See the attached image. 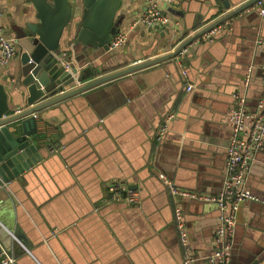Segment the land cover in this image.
<instances>
[{
	"label": "crops",
	"instance_id": "obj_1",
	"mask_svg": "<svg viewBox=\"0 0 264 264\" xmlns=\"http://www.w3.org/2000/svg\"><path fill=\"white\" fill-rule=\"evenodd\" d=\"M245 1L233 0L231 8ZM217 2L161 1V7L178 22L175 26L134 23L150 0H125L121 30L127 31L126 42L97 52L86 65L95 66L101 76L173 52L222 15L224 8L213 14L220 5ZM23 8V0L0 1L2 33L14 36L9 20L22 15ZM218 28L213 41H193L187 53L178 54L188 71L184 82L177 56L109 81L64 108L55 104L50 112L58 125L37 117V133L28 137L27 144L4 156L0 153V240L15 249L18 264H181L179 231L175 220L170 222L174 202L156 178L160 170L155 160L158 156L159 165L181 187L216 192L221 188L232 132L227 114L249 65V109L255 108L264 90L263 56L254 43L256 37L264 36V15L255 8L245 9ZM20 58L17 44L16 56L0 68V84L8 90L10 103H17L21 110L30 105L25 93L16 91ZM167 115L173 117L172 132L158 150L152 146V137ZM18 124H10L17 127L16 136L22 134ZM47 138L62 145L66 140L64 154L48 153ZM148 151L152 152L150 163ZM254 161L246 184L259 200H248L240 209L233 264L249 263L264 251V147ZM111 181L138 184L139 202L121 203L109 188ZM14 199L17 218L7 214ZM183 210L198 256L194 264H204L215 248L218 207L187 201ZM51 231L55 233L49 237ZM25 237L31 250L21 241Z\"/></svg>",
	"mask_w": 264,
	"mask_h": 264
},
{
	"label": "water",
	"instance_id": "obj_2",
	"mask_svg": "<svg viewBox=\"0 0 264 264\" xmlns=\"http://www.w3.org/2000/svg\"><path fill=\"white\" fill-rule=\"evenodd\" d=\"M23 1L24 8L22 15L20 14L17 17L12 18L9 20V23L11 28L10 32L14 34L13 37L16 38L19 50H21V65L16 70V91L18 93H25V102L30 106L26 109L20 110L17 103H10L8 100V90L4 84H0V153L3 156L7 153H11L12 150L19 148L21 144L23 147L27 144V142H29L28 137L37 133V117L42 118L51 124L58 125L59 123L52 118L50 112L53 107L55 108V104L61 103L60 106L64 108L67 104L86 98L87 94L85 92L90 91L99 85L109 81L118 80L128 74L136 73L142 69L176 57L188 44L202 37L205 33L215 27L220 26L235 14L252 7L257 0H247L236 8H231L230 3L233 0H217V4L220 5H217V9L213 14H218L221 8H224V10L229 9V11L225 12L213 22L208 23L194 34L190 35L187 39L182 41L173 52L155 57L153 59L136 62L132 65H128L127 67L103 74L101 76H97L94 72L92 67L93 65L87 66L86 64H88V61L93 59V56L97 54V52L110 50V45L114 36L121 30L124 19L123 7L125 5V0ZM213 14L211 16H213ZM66 34L68 37L65 41V47H63L62 40ZM257 38L258 37H256V39ZM256 39L254 43L256 42ZM65 51L67 52L66 56L63 55V52ZM259 53H261L264 60L262 50H259ZM68 60L72 62L70 66H67ZM250 66L251 65H249V67ZM249 67L248 71L246 69L244 76L247 72L252 75V70L249 71ZM90 77L93 79L81 84L82 81L87 80ZM186 79L187 77H183V82ZM243 80L244 78L242 79V86ZM249 87L250 84L248 85V88ZM239 92L244 94L246 92V88L243 86ZM263 94L264 90L258 97L257 102ZM18 96L19 94H17V97ZM232 101H235L233 95ZM229 113L230 111H228L227 117ZM164 115L165 114L162 116ZM168 116L170 115L164 117L163 120L156 125L154 130V135L152 137L153 144L152 142L151 144L158 150H160L164 142L168 140L169 135L172 132L173 117H171L167 122V128L164 134L159 139H156L160 126L166 122ZM18 121L20 122L18 125L21 127L22 134L16 136L15 131L17 130V127L11 126L10 124ZM61 127L64 128L62 124ZM4 142H7V146H5ZM62 143L66 147V140L63 139ZM260 150H258V152ZM151 153V151H148L146 154V158L148 159L147 163H150ZM60 154H64L63 150L60 151ZM157 159L158 156L155 160V164L159 167L160 171L159 176L156 175V178L163 185L164 189L168 191L166 185L163 183L161 174L167 175L173 180L174 178L159 165ZM140 174V172L137 173V175ZM223 180L221 187L223 185ZM174 181L177 185L181 186L176 180ZM2 183L3 182L0 181V184ZM138 186V184H134L130 185L129 188L135 190ZM248 189L255 194L250 187H248ZM220 190L221 188L213 193H217ZM261 198L262 197H260V199ZM187 201L206 203L196 199H189L183 201V207L186 206ZM120 202L123 204L130 203L124 199L120 200ZM245 202H242L237 210L236 224L240 209ZM130 204L132 205L134 203ZM218 211L220 214L219 209ZM7 212V214L10 212V214H13L14 218H17L15 199L8 205ZM172 212L170 222L174 220L173 209ZM54 233V231H51L49 237L54 235ZM21 241L26 246V250H31V243L26 239V237L22 238ZM18 262L19 260H17V264ZM182 263L183 260L181 264ZM230 264H233L232 260ZM245 264H264V251L260 250L257 255L253 256L249 263Z\"/></svg>",
	"mask_w": 264,
	"mask_h": 264
},
{
	"label": "built area",
	"instance_id": "obj_3",
	"mask_svg": "<svg viewBox=\"0 0 264 264\" xmlns=\"http://www.w3.org/2000/svg\"><path fill=\"white\" fill-rule=\"evenodd\" d=\"M161 1L170 2L172 0H150L147 10L137 17L134 23H143L146 25L174 24L175 26H178V22L173 20L170 14L161 7ZM249 8H255L259 11L260 15H264V0H257L253 6ZM227 11H229V9H225L222 15ZM218 27L205 33L195 41L214 40L215 36L218 34ZM126 40L127 31L120 30L114 36L110 49L121 47ZM256 44L264 54V36H258ZM187 52L188 46L183 49L182 53ZM16 54V38L13 36H7L0 31V68L7 65ZM63 55L66 56L67 52H63ZM176 59L178 64H180V72L182 76L188 77L187 68L185 65L181 64L180 56L177 55ZM71 64L72 62L68 60L67 66H70ZM251 70L252 67H249V71ZM261 71L264 81V60L261 64ZM250 77L251 74H248V72L244 76L243 86L246 88L244 94L239 91L233 93L235 101L228 115L232 136L226 148L227 156L221 190L217 193H207L184 188L177 185L172 178L161 174L163 183L166 185L174 202V220L179 231L180 243L184 252L182 264H194L198 259L193 249L190 232L188 231L186 224L185 214L182 207V202L184 200L196 199L210 202L216 204L220 210V214L217 217V226L214 237L215 248L205 257L204 264H230L237 210L242 202L259 200V198L248 189L246 183L248 173L255 162V154L264 146V94L258 100L256 108L254 110L249 109L247 104V89L250 84ZM192 87L193 85L189 84L187 89L191 90ZM171 117V115L168 116L166 122L160 126L156 139H159L164 134L167 128V122ZM47 140L48 143L46 149L50 154L60 152L64 146L59 141L49 138H47ZM109 188L113 191L114 196L118 200L124 199L130 203H137L140 200L138 192L129 188V186L123 182L111 181L109 183ZM262 202L264 203V201ZM0 264H17L15 249L6 247L1 240Z\"/></svg>",
	"mask_w": 264,
	"mask_h": 264
},
{
	"label": "trees",
	"instance_id": "obj_4",
	"mask_svg": "<svg viewBox=\"0 0 264 264\" xmlns=\"http://www.w3.org/2000/svg\"><path fill=\"white\" fill-rule=\"evenodd\" d=\"M67 51V50H66ZM93 67V69H94V72L96 73V74H99V73H101V71L99 72V71H97L96 70V68H95V66H92ZM104 71H106V70H104ZM103 72V71H102Z\"/></svg>",
	"mask_w": 264,
	"mask_h": 264
}]
</instances>
